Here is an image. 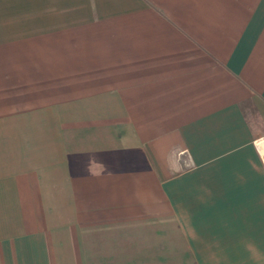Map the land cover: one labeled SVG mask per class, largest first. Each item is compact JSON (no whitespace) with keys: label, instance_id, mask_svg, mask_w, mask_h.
Returning a JSON list of instances; mask_svg holds the SVG:
<instances>
[{"label":"crops","instance_id":"1","mask_svg":"<svg viewBox=\"0 0 264 264\" xmlns=\"http://www.w3.org/2000/svg\"><path fill=\"white\" fill-rule=\"evenodd\" d=\"M0 264H264V0H0Z\"/></svg>","mask_w":264,"mask_h":264}]
</instances>
